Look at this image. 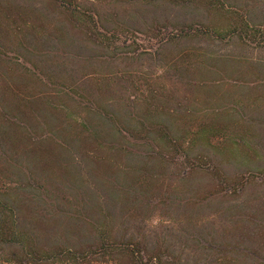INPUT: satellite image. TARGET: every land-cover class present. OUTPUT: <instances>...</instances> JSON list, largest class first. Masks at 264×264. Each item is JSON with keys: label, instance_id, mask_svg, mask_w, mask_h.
<instances>
[{"label": "rangeland", "instance_id": "374dc122", "mask_svg": "<svg viewBox=\"0 0 264 264\" xmlns=\"http://www.w3.org/2000/svg\"><path fill=\"white\" fill-rule=\"evenodd\" d=\"M71 3L0 0V264H264V0Z\"/></svg>", "mask_w": 264, "mask_h": 264}, {"label": "trees", "instance_id": "16d2710c", "mask_svg": "<svg viewBox=\"0 0 264 264\" xmlns=\"http://www.w3.org/2000/svg\"><path fill=\"white\" fill-rule=\"evenodd\" d=\"M52 1L54 3H56V4H58L60 7H63L65 9H67V10H71L73 8V6H74L71 2H74L76 0H52ZM92 19H93V17H92ZM206 33H208V32H206ZM209 33H210V31H209ZM118 133L120 134V136H123V137L130 138V136H131V131L130 130L129 131L128 130L126 131V130H123V129H119L118 128ZM88 135L92 136L91 138H95L96 137V134H88ZM114 150H119V151L122 150V151H125L126 150V147L124 145H122V146H115L114 147ZM68 252H71V251H68ZM95 252L96 251H92L90 253H95ZM86 255L89 256L90 254H86ZM152 261H154V259L151 258L150 259V262H152ZM157 262L158 263L153 262L151 264H162V262L160 261V259H158Z\"/></svg>", "mask_w": 264, "mask_h": 264}]
</instances>
